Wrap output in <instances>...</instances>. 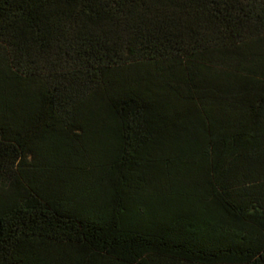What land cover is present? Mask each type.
<instances>
[{"label": "trees", "instance_id": "obj_1", "mask_svg": "<svg viewBox=\"0 0 264 264\" xmlns=\"http://www.w3.org/2000/svg\"><path fill=\"white\" fill-rule=\"evenodd\" d=\"M0 264H264V0H0Z\"/></svg>", "mask_w": 264, "mask_h": 264}]
</instances>
